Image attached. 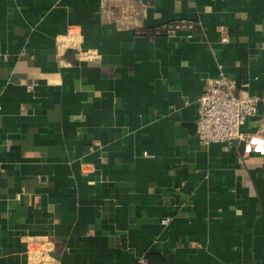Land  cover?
Here are the masks:
<instances>
[{
	"label": "crops",
	"instance_id": "obj_1",
	"mask_svg": "<svg viewBox=\"0 0 264 264\" xmlns=\"http://www.w3.org/2000/svg\"><path fill=\"white\" fill-rule=\"evenodd\" d=\"M218 63L264 97V0H0V264H264V154L197 135Z\"/></svg>",
	"mask_w": 264,
	"mask_h": 264
},
{
	"label": "built area",
	"instance_id": "obj_2",
	"mask_svg": "<svg viewBox=\"0 0 264 264\" xmlns=\"http://www.w3.org/2000/svg\"><path fill=\"white\" fill-rule=\"evenodd\" d=\"M220 32L221 42L227 43V31L220 28ZM217 69V75L208 82L198 99L197 135L201 145L209 147L214 143L231 145L245 142L247 152L263 155L264 142L247 136L243 126L250 117L258 114L264 97L236 93L240 86L228 76L223 63H218ZM32 243L35 247L29 249V264H54V259L49 256L48 241L32 239Z\"/></svg>",
	"mask_w": 264,
	"mask_h": 264
},
{
	"label": "water",
	"instance_id": "obj_3",
	"mask_svg": "<svg viewBox=\"0 0 264 264\" xmlns=\"http://www.w3.org/2000/svg\"><path fill=\"white\" fill-rule=\"evenodd\" d=\"M241 145L244 147L246 145V143L245 142H241Z\"/></svg>",
	"mask_w": 264,
	"mask_h": 264
},
{
	"label": "rangeland",
	"instance_id": "obj_4",
	"mask_svg": "<svg viewBox=\"0 0 264 264\" xmlns=\"http://www.w3.org/2000/svg\"><path fill=\"white\" fill-rule=\"evenodd\" d=\"M119 1H123V0H119Z\"/></svg>",
	"mask_w": 264,
	"mask_h": 264
}]
</instances>
